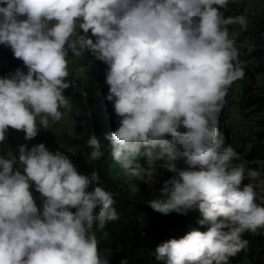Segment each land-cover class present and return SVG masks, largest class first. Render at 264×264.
Listing matches in <instances>:
<instances>
[{
	"label": "clouds",
	"instance_id": "obj_1",
	"mask_svg": "<svg viewBox=\"0 0 264 264\" xmlns=\"http://www.w3.org/2000/svg\"><path fill=\"white\" fill-rule=\"evenodd\" d=\"M228 2L0 0V45L26 68L0 77V141L9 128L30 140L49 118H61L69 51L104 62L105 99L118 117L105 134L112 160L133 175L138 157L159 161L174 175L146 204L162 214L197 210V224L208 226L158 244L152 255L163 264H228L247 246L242 234L264 227L250 182L260 173H245L218 127L228 87L230 103V85L244 75L226 25L243 29L247 19L225 17ZM86 144L89 159H99L97 136ZM113 204L95 170L79 173L67 154L43 143L19 145L18 156H0V264H109L94 226L118 219Z\"/></svg>",
	"mask_w": 264,
	"mask_h": 264
},
{
	"label": "trees",
	"instance_id": "obj_2",
	"mask_svg": "<svg viewBox=\"0 0 264 264\" xmlns=\"http://www.w3.org/2000/svg\"><path fill=\"white\" fill-rule=\"evenodd\" d=\"M230 3L232 6L238 5L240 9L246 5L245 0H229L228 4ZM222 11L225 15L226 12L223 9ZM263 12L264 0L259 14L262 15ZM243 34H252L255 41L251 43L254 44L252 49L241 48L239 52V59L244 62L242 65L244 75H250L253 82L248 86L249 92L243 100L245 114L249 116V112L264 113V55L259 48L264 42V15L258 17V20L245 29ZM88 54L90 53L84 52L77 56L78 62H81L80 66L85 67L82 76L72 73L70 71L72 65L68 63V76L65 79L70 86L63 93L68 100L71 116L79 123L78 132L51 131L44 135L38 143L45 144L52 152L61 151L67 154L81 174L88 175L95 170L99 176L100 186L112 194L113 207L118 213V219L107 221L98 228L94 226V229L102 235L98 249L105 251L102 257H107L109 264H120L125 258L126 264H163L162 261L156 262L152 255V251L158 244L170 238L178 239L190 229L205 231L208 226L197 224L196 221L200 218L197 210H190L185 215L174 211L162 214L152 210L146 204L147 201L159 197L158 190L163 181L174 175L167 169L155 167L159 165V161L152 164L154 166L152 169H158L159 175L156 177L157 180L152 182L151 187L144 181L146 174L144 170L140 174V182L136 181V175L127 179L124 171H118L117 164L110 156V142L105 138L106 133L118 126L117 117L109 111L113 110L111 102L105 99L108 88L104 82L107 65L99 61L102 70L99 69L97 63L92 62ZM72 55L69 51L66 57L68 62ZM17 67L26 71L22 61L13 57L10 48L0 45V77L13 72ZM77 67H79L78 64ZM260 76H263L261 81ZM255 83L256 86H254ZM229 98L230 88L228 87L224 105L219 113L218 127L224 134L226 143L234 146L232 128L229 126L227 115ZM107 115L109 121H107ZM259 124L262 125V129L254 131L252 136L255 141L247 144V148L250 145V149L243 156L238 150L240 154L238 162L244 166L245 173L251 167L262 174L250 181L256 194V203H259V192L264 191V167L260 169L261 165H259L264 166V118L259 121ZM16 131L9 128L5 139L0 141V156L10 154L16 143ZM93 134L99 139L102 152L100 158L96 160L89 159L90 148L86 144L87 139ZM141 159L145 160L144 157ZM127 174L131 175V173ZM247 183L249 180L243 179L240 187L242 188ZM242 238L248 242L246 248L235 256L229 257L228 264H264V227L258 228L255 233L245 232Z\"/></svg>",
	"mask_w": 264,
	"mask_h": 264
},
{
	"label": "rangeland",
	"instance_id": "obj_3",
	"mask_svg": "<svg viewBox=\"0 0 264 264\" xmlns=\"http://www.w3.org/2000/svg\"><path fill=\"white\" fill-rule=\"evenodd\" d=\"M245 3L246 5L244 6L243 9H240L238 5L232 6L231 3L227 5L226 9H223L226 12V14L224 15L225 17H236L238 15H244L247 19L246 27L243 29L237 23H230L226 25V27L228 28L229 35L232 38H234L236 45L239 48V52H241L240 51L241 48L252 49L254 47L253 46L254 44H251L255 42L251 36L252 34L244 35L243 32L245 31V29H248V27L253 22H256L258 20V17L264 15V12L262 13V15L259 14L262 9L263 0H245ZM259 48L262 50V54L264 55V42L263 44L260 45ZM88 55L92 59V62H96L99 69L102 70V66L100 65L99 60L95 59L91 54H88ZM68 63H71L72 65V70H70L72 71V73H76L81 76L84 75L85 67L80 66L81 62H78L77 56L72 55ZM77 64L79 65V67H77ZM239 64L242 68V65L244 64V62L239 59ZM81 69L83 70L81 71ZM262 77L260 76L259 78L260 81L263 79ZM252 83L253 82H252V78L250 75H243L242 78L237 79L230 85L231 94H232L231 98H233V100L230 101L229 103L228 112H230V116L227 113L228 121H229V126L232 128V140H233V145H234L233 148L237 152L239 150L242 156L245 155V153L250 149V145L247 148V144L248 143L251 144L252 141H255L254 137L252 136L254 131L258 129H262L261 128L262 125L259 124V121L264 118V113H260V112H249L248 113L249 116H247L245 112L240 113V107L243 103V100L245 99V95L246 93L249 92L248 86ZM254 85H256V83ZM60 111L62 112V116L58 121H53L51 118H49L47 130L43 128L39 129L37 135L30 140L26 141L24 139L23 131H16V143L12 147L10 154L8 156H14V155L18 156V146L19 145L25 144L27 145V147H31L32 145L37 144L38 141H40V139L44 137V135H46L47 133L51 131L67 130L70 133L78 132L79 123L74 117L71 116V112H70L71 110H70L69 105L66 108L60 109ZM109 111H111L112 115L114 114L113 110H109ZM117 120H118V117H117ZM107 121H109L108 115H107ZM38 127H39V123H38ZM154 162H157V161H153L152 164ZM152 164L149 165L148 163H146V159L142 161L141 157L137 158L136 166H137L138 173H139L138 175H136L137 182H140V174L143 173V170L146 171V174L144 175V181L147 183L149 187H151V184L153 181L155 182L157 180L156 177L159 175V172L157 170L160 167L159 165H155V167H157L158 169L154 170L152 169L154 167L152 166ZM176 165L178 168L186 167V165H184L183 163V160H177ZM259 165H261L260 169L264 167L263 164H259ZM15 167H19L22 170V166H20L19 164H16ZM118 171L122 172L123 170L120 169V167L118 166ZM259 173H260L259 176H262L261 172ZM132 175L133 174L131 175L125 174V177L129 179ZM32 195L37 203V206L39 207L41 203L40 194L33 189ZM258 197H259L258 204H263L264 203V191H260L258 194ZM94 232H95L97 244H98L102 235H100L99 232L95 229H94ZM98 251L101 256L105 255V251H102V250H98Z\"/></svg>",
	"mask_w": 264,
	"mask_h": 264
},
{
	"label": "built area",
	"instance_id": "obj_4",
	"mask_svg": "<svg viewBox=\"0 0 264 264\" xmlns=\"http://www.w3.org/2000/svg\"><path fill=\"white\" fill-rule=\"evenodd\" d=\"M255 90V89H254ZM243 113V112H245V109H244V106H243V103H242V105H241V107H240V113Z\"/></svg>",
	"mask_w": 264,
	"mask_h": 264
}]
</instances>
